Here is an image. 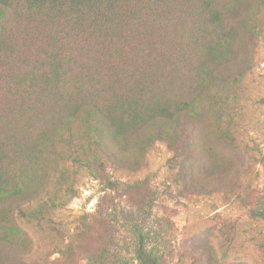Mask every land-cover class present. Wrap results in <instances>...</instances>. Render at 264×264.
Listing matches in <instances>:
<instances>
[{
    "label": "rangeland",
    "instance_id": "rangeland-1",
    "mask_svg": "<svg viewBox=\"0 0 264 264\" xmlns=\"http://www.w3.org/2000/svg\"><path fill=\"white\" fill-rule=\"evenodd\" d=\"M248 4L231 53L219 61L204 51L184 73L199 119L188 116L175 150L157 140L141 156L134 146L132 168L95 151L109 188L80 164L93 153L81 133L55 138V126L40 137L37 166L27 170L30 216L12 217L27 264H136L141 238L158 264H264V5ZM8 62L13 69L17 59ZM10 89L2 80L3 107Z\"/></svg>",
    "mask_w": 264,
    "mask_h": 264
},
{
    "label": "trees",
    "instance_id": "trees-1",
    "mask_svg": "<svg viewBox=\"0 0 264 264\" xmlns=\"http://www.w3.org/2000/svg\"><path fill=\"white\" fill-rule=\"evenodd\" d=\"M249 7L248 0H0V84H11L0 105V205L11 206L0 209V264H27L13 213L30 216L27 170L37 166L40 137L55 126V138L81 133L93 153L80 164L109 188L115 182L95 151L132 168L134 146L141 156L157 140L175 150L188 116L199 119L184 73L204 51L210 60L219 52V61L231 53ZM9 59H17L13 69ZM134 255L136 264H158L142 238Z\"/></svg>",
    "mask_w": 264,
    "mask_h": 264
}]
</instances>
